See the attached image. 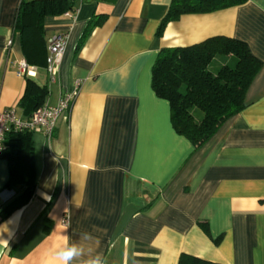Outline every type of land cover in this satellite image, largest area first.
Masks as SVG:
<instances>
[{
  "label": "crops",
  "instance_id": "obj_1",
  "mask_svg": "<svg viewBox=\"0 0 264 264\" xmlns=\"http://www.w3.org/2000/svg\"><path fill=\"white\" fill-rule=\"evenodd\" d=\"M20 1L0 0V111L14 106L27 119L18 105L26 77L46 86L42 105L76 95L50 139L31 131L34 189L0 219V264H55L65 236L105 264H177L181 253L264 264V0L183 14L159 35L171 0H76L72 11L42 18L45 49L25 46L27 55L14 29ZM96 15L102 23L77 48ZM54 34L65 44L50 80L46 39ZM214 36L244 42L261 67L244 108L194 149L173 130L151 68L161 48ZM8 178L0 156V209L23 189L7 188Z\"/></svg>",
  "mask_w": 264,
  "mask_h": 264
},
{
  "label": "trees",
  "instance_id": "obj_2",
  "mask_svg": "<svg viewBox=\"0 0 264 264\" xmlns=\"http://www.w3.org/2000/svg\"><path fill=\"white\" fill-rule=\"evenodd\" d=\"M247 0H171L162 18L157 34L167 22L183 14L208 13L245 3ZM74 0H21L16 13L14 29L21 36V44L33 46L36 52L44 51L42 18L62 15L74 9ZM99 15L91 18L80 36L77 48L91 30L102 23ZM40 39V40H39ZM224 56L223 63L212 73L208 65L216 56ZM47 56V52H46ZM45 56V62H46ZM261 62L247 45L234 38L214 36L200 42L178 47L161 48L151 68V87L156 96L166 100L170 109L173 130L184 136L194 147L202 146L232 115L240 112L245 92L258 73ZM48 90L26 77L25 88L18 105L28 116L42 105ZM1 156L9 164L7 188L23 186L0 209V219L25 204L32 195L33 165L30 160L32 133L10 129L5 135ZM200 226L205 230L203 223ZM177 264H220L181 253Z\"/></svg>",
  "mask_w": 264,
  "mask_h": 264
},
{
  "label": "built area",
  "instance_id": "obj_3",
  "mask_svg": "<svg viewBox=\"0 0 264 264\" xmlns=\"http://www.w3.org/2000/svg\"><path fill=\"white\" fill-rule=\"evenodd\" d=\"M76 1V0H74ZM82 1V0H80ZM64 38L59 34H54L46 39V71L50 80L54 79L57 66L61 61V56L64 49ZM19 73L25 75L29 73L28 65L24 60L19 63ZM76 95V89L63 93L56 105H40L34 109L27 119H21L15 114L14 106L8 107L0 111V156L4 150L5 135L10 129L40 131L46 138L50 139L57 121L64 117L65 113L71 107L72 101ZM13 196L9 192L5 200Z\"/></svg>",
  "mask_w": 264,
  "mask_h": 264
},
{
  "label": "clouds",
  "instance_id": "obj_4",
  "mask_svg": "<svg viewBox=\"0 0 264 264\" xmlns=\"http://www.w3.org/2000/svg\"><path fill=\"white\" fill-rule=\"evenodd\" d=\"M91 237L88 233L81 236L82 240H88ZM65 242L58 246L53 253L55 264H105L102 254H92V250L87 251L79 242L69 243V238L65 236Z\"/></svg>",
  "mask_w": 264,
  "mask_h": 264
},
{
  "label": "rangeland",
  "instance_id": "obj_5",
  "mask_svg": "<svg viewBox=\"0 0 264 264\" xmlns=\"http://www.w3.org/2000/svg\"><path fill=\"white\" fill-rule=\"evenodd\" d=\"M223 57L224 56H220V55L216 56L212 60V62L208 65V70L214 73L217 70L218 66L223 63L224 60Z\"/></svg>",
  "mask_w": 264,
  "mask_h": 264
}]
</instances>
